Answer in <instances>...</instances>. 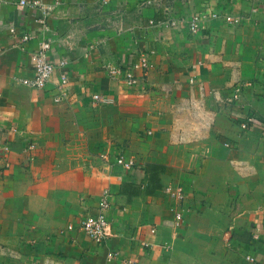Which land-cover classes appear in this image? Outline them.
I'll return each mask as SVG.
<instances>
[{
    "label": "crops",
    "instance_id": "obj_1",
    "mask_svg": "<svg viewBox=\"0 0 264 264\" xmlns=\"http://www.w3.org/2000/svg\"><path fill=\"white\" fill-rule=\"evenodd\" d=\"M20 1L0 0V264H264V0H40L58 1L48 33ZM253 6L240 24H187ZM44 37L56 68L38 90L21 81ZM141 53L147 78L110 76ZM96 93L110 101L92 105ZM103 190L111 236L99 245L78 222Z\"/></svg>",
    "mask_w": 264,
    "mask_h": 264
},
{
    "label": "built area",
    "instance_id": "obj_2",
    "mask_svg": "<svg viewBox=\"0 0 264 264\" xmlns=\"http://www.w3.org/2000/svg\"><path fill=\"white\" fill-rule=\"evenodd\" d=\"M102 4H107L113 1L120 0H100ZM150 3V1H147ZM21 5L28 6L30 8L40 10V17L36 18L34 22L38 24L42 28V32L48 33L50 30L47 19L49 17V12L53 9V7L58 4L56 1L52 5H45L40 0H21L19 2ZM256 7H252L250 13L246 17L239 16H229V15H220L218 13H211L210 15H205L202 13L195 14L192 18L187 21L189 30L191 33H198L202 29V23L207 20V18L214 20H223L229 24H240L242 21H250L252 16L256 13ZM172 25H174V21H171ZM13 32V29H11ZM32 39V36L26 34L21 37L20 42L24 43L25 41H29ZM52 48V43L49 38L44 37L43 39L38 41L37 48L33 50L31 53V62L33 67V75L30 78L23 79L21 82L23 85L33 88V89H44L50 82V79L54 73L56 65L51 62L49 59V51ZM59 66L61 68L66 67V62L61 61ZM151 69L150 62V54L149 53H141L138 58L130 63L127 66H114L109 68V74L113 79L121 80L127 87H134L138 84L140 79H145L148 76V73ZM68 78L65 74H61L60 82L57 87V91H59V95L55 97V101L59 102L66 95V87H67ZM240 90L235 92L234 98H237ZM264 98V95H263ZM110 99L102 96L101 94H93L91 96V104L96 105L98 103H106L109 102ZM255 124L254 117H246L240 124L242 129H247L249 125ZM229 144H225L228 146ZM32 148V146H29ZM116 164L122 166L126 170L135 167V163L133 159L125 160L122 157L116 159ZM169 195L173 198L182 199L183 193L180 189H172L170 187L166 188ZM110 192L108 190H103L101 196L98 201V206L96 212L93 214H88L82 218H80L78 222V229L86 235L91 241L95 244L106 245L111 236V220L109 217V213L111 210V202H110ZM183 212L182 210L176 211L172 224L175 227L181 226L183 222ZM72 229V226L69 227ZM154 229H150V233H154ZM114 254L109 252L107 257L109 259L113 258ZM247 264H255V260L251 255H247L245 257Z\"/></svg>",
    "mask_w": 264,
    "mask_h": 264
}]
</instances>
